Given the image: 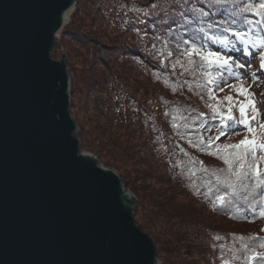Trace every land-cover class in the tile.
<instances>
[{
	"label": "trees",
	"instance_id": "16d2710c",
	"mask_svg": "<svg viewBox=\"0 0 264 264\" xmlns=\"http://www.w3.org/2000/svg\"><path fill=\"white\" fill-rule=\"evenodd\" d=\"M81 1L76 0L68 22L58 35L62 43L70 41L85 54L89 53L88 66L82 57L83 66L87 67L85 73L90 74L85 101L102 110L98 117L102 116L103 120L93 118L91 124L103 140L97 142L93 131L79 123L80 151L96 154L99 164L120 175L125 188L136 198L134 221L154 240L160 264H219L217 255L224 243L234 240V235L237 240V232H232L228 225L234 224L233 217L241 221L244 215L236 209H214L211 197L206 199L203 195L208 191L205 185L210 177L199 171V162L213 170L224 165L216 157L192 147L188 139L202 136L207 141L216 136L219 120L209 118V109L205 107L208 97L197 88L194 77L179 65L175 68L172 65L177 58L184 60L179 55L182 49L178 41L189 39L191 43L192 38L199 41L202 37L199 28L204 27L211 34L233 19L238 23L242 18L254 22L260 19L252 13L233 16L234 11L238 12L253 0H227L222 4H215L213 0H83L79 5ZM244 30L248 31L249 26L245 25ZM250 30L253 35L262 34V28L255 23ZM61 46L57 42L55 51ZM207 46L217 50L209 43ZM227 51L236 61L243 56L239 45ZM252 63L248 66L251 82L263 93L264 76L252 75L260 68V54L253 55ZM67 67L70 75L74 68L69 63ZM141 77L154 91L140 84ZM233 80L229 79L228 83L235 84ZM220 87L227 86L221 84ZM69 102L70 108L74 107ZM256 107L264 121V100L257 99ZM87 108L86 104L81 107L84 111ZM199 113L206 114L203 121L193 119ZM233 115H239L236 108ZM173 117H177L178 125L185 123L179 117L187 118L189 126L173 128ZM119 126L123 132L118 139ZM179 132L184 133V138ZM251 135L239 127L217 143L234 144L237 139ZM189 157L197 162L195 167L189 164ZM258 167L264 168V163ZM193 184L200 194H196ZM215 187L213 181V190ZM242 194H248L251 201L253 197L258 200L264 191ZM238 207L247 209V205L239 202ZM248 216L259 218L251 213ZM218 221L226 223L223 226ZM247 223L241 225L252 228L242 233L243 239H238L240 245L232 246L238 258L232 261L228 257L231 264H238L239 260L242 264L248 249L257 253L264 251L259 247L261 236L254 239L248 236L258 231L256 225ZM258 262L259 257L252 264Z\"/></svg>",
	"mask_w": 264,
	"mask_h": 264
},
{
	"label": "water",
	"instance_id": "95a60500",
	"mask_svg": "<svg viewBox=\"0 0 264 264\" xmlns=\"http://www.w3.org/2000/svg\"><path fill=\"white\" fill-rule=\"evenodd\" d=\"M76 0H0V264H160L120 175L79 148L67 58Z\"/></svg>",
	"mask_w": 264,
	"mask_h": 264
},
{
	"label": "snow or ice",
	"instance_id": "6c2138e0",
	"mask_svg": "<svg viewBox=\"0 0 264 264\" xmlns=\"http://www.w3.org/2000/svg\"><path fill=\"white\" fill-rule=\"evenodd\" d=\"M227 0H213L215 4L226 3ZM243 13H252L260 19L255 22L250 19L242 18L238 23L236 19L228 21L225 25L221 26L218 31H212L209 34L204 27L198 29L203 36L199 41L192 38L191 43L189 39H183L178 41V46L182 49L180 56L184 58L183 62L177 58L172 65L175 68L179 65L184 69V72L189 73L196 80L197 88L204 91L208 97V102L205 103V107L209 109V118L213 120H219V127L217 128V135L209 137L207 141L202 136H197L195 140L188 139V143L197 148L200 151L214 156L223 162L224 167L209 169L204 167L203 162H199V171L209 175V183L205 185L208 191L203 193L206 199H210L214 209L230 210L236 209L241 212L245 218L248 213L252 216L264 218V195H260L257 200L253 197L249 201L248 194L256 190L264 191V168H259L258 165L264 163V124L259 123V111L255 105L253 94L249 92L248 87H244L242 83L229 84V79L241 81V76L235 71V69L243 68V63L237 62L234 57L227 51L228 49H235L237 42L242 45L249 46L253 49H264V34L253 35L251 34L250 26L255 23L257 26L264 28V0H253L240 7L238 12L234 11L233 16H237ZM201 15H205L201 13ZM235 25L236 27H233ZM249 26V30L245 31L244 26ZM209 29L212 25L208 26ZM232 37V38H230ZM219 45L217 50H210L207 46L208 42ZM223 49V51H221ZM172 55L171 52L168 53ZM260 68L264 69V51H260ZM167 85V81L164 82ZM185 83H188L187 81ZM224 84L227 87L234 89L238 96H244L245 101H239L234 99L231 95H225L224 97L217 99L215 92L224 91ZM189 90H192V86L189 83ZM176 91V87L172 88ZM203 99V97H201ZM226 102V103H225ZM236 108L239 112L238 116L233 115V109ZM250 109V111H249ZM205 113H199L198 117L193 119H200L203 121ZM184 119L183 125L175 123L177 117H173V128L179 129L181 127H188L187 118ZM251 122H257L259 131L252 126ZM203 127V122H201ZM243 127L248 133H251V139L245 136L244 139L238 143H217L222 137L227 138L231 132L237 128ZM181 138H184V133L179 132ZM181 151H183L181 149ZM259 151L260 155H257ZM187 156V153H184ZM189 164L195 167L196 161L189 157ZM192 175H195L194 171L189 169ZM215 183V190L212 188V183ZM195 188L196 194H200L199 189ZM239 204L247 205L245 211L244 208L238 207ZM236 218V217H233ZM264 231V229H261ZM219 239V237H216ZM243 239V238H237ZM254 239V238H250ZM259 247L264 249V239L260 240ZM259 257L258 264H264V251L256 252L255 250L248 249L243 256L242 264H252L254 260ZM238 258L234 255L233 259ZM222 264H231L227 259L222 261Z\"/></svg>",
	"mask_w": 264,
	"mask_h": 264
},
{
	"label": "rangeland",
	"instance_id": "374dc122",
	"mask_svg": "<svg viewBox=\"0 0 264 264\" xmlns=\"http://www.w3.org/2000/svg\"><path fill=\"white\" fill-rule=\"evenodd\" d=\"M82 2H83V0L79 3V5H81ZM88 13H90V12H88ZM56 37H57L58 44H62V46L56 48V51H54L55 53L52 55V60L59 61L60 57L63 53L67 58V63L71 64V66H73V68H74L73 72L70 73V75H69L68 70H67V72H68V76H69V80H70V88L73 90L72 92H69V100L72 102V104H74V107L70 108V115L73 117V119H74V121L78 127V138H79V134H80V128H79L80 124L79 123H81L86 130L93 131L92 136H93V138H98L97 142L99 140H103L102 137H100V135L96 132L98 129L93 130V126L91 124L93 118L98 119L100 122L103 120L102 116H101V118L98 117V114L102 115V110H99V108L96 109L94 105L93 106L90 105L89 104L90 101H85V95H86L85 87L88 83V80H89L88 77L90 76V74L85 73V70L87 69V67L85 68L83 66L82 57L84 59V63L88 66L89 62L86 61V58L87 59L89 58V53L85 54V52L82 49H78V48L74 47V45L70 44V41H65L64 43H62L60 41L61 39L59 38L58 34ZM72 50H75V51H72ZM257 54H260V51H258ZM253 55L254 54L252 52H248V51L243 50V56L240 59H238L237 62L243 63L245 65V67L235 69V71L241 76L242 80L239 82L236 80H233V81L235 82V84L242 83L243 86L246 88L248 87V85H252V87L249 88L248 90H249V92H251L253 94V97H250V98L254 99V102L256 105L257 99L264 100V92L261 93L259 88L256 89L254 87V83H252L253 79L250 78V74L248 73V66H250V65L252 66V64H253L252 63ZM252 75H254V76L260 75L263 77L264 76V69L260 70V68H256V72ZM141 79H142L141 83L139 81H138V83L145 84L146 87H150L151 92L154 91L153 87L148 85L145 82V78L141 77ZM132 82H134V81L132 80ZM230 84H234V83H230ZM217 93H218L216 95L217 99H220V98L224 97L225 95H231L234 99H237L239 101H245L244 96H238L237 92L230 87H226V88H224V91H222V92L218 91ZM138 99H140V98H138ZM85 104L88 105V108L86 109V111L81 109V107H84ZM151 109L153 110V108H151ZM73 111H77V113L71 114V112H73ZM258 111H259V109H258ZM259 119H261V117H259ZM78 124H79V126H78ZM260 124H264V121L262 119L260 120ZM253 127H255L257 129V131H259V127H258L257 122H254ZM119 128H120V126L118 127V129L116 131L117 134L119 135L118 139L122 135L121 133L123 132V131H120V130H122V128L121 129H119ZM105 138L107 139V136H105ZM244 138L245 137H243L242 139H244ZM242 139H237V141H235L234 144L238 143ZM249 139H251V137ZM79 144H80V139H79ZM83 152H86V151H83ZM88 153H90V152H88ZM91 154L96 156V154H94V153H91ZM231 221H233L234 224H229L228 226L232 227V232H237V234H236L237 238H239V237L242 238L244 236V234H242V233L246 232L248 229L252 228V227H244L241 225L242 223L248 222L250 226H252L251 224L256 225V229H258L257 232L249 233L248 236L250 238H257L258 236H261L262 239H264V231H261V229H264V218L251 219L248 216L247 218H245V217L242 218L241 221L240 220L237 221L235 218H234V220L232 219ZM218 223L224 226L226 222L225 221H218ZM135 224L138 226V224L136 222H135ZM258 226H259V228H258ZM142 232L145 233L144 231H142ZM145 234H147V233H145ZM153 242H154V240H153ZM237 245H240V243L238 242V239L235 240V235H234V240L227 241L224 243L223 248L221 249V251H219V254L217 255V257L220 260L219 264H222V261L225 259L228 260V257L230 258V260L235 261V259H233V257H234V255L235 256H238V255H236L232 251V248H233L232 246H237ZM155 246H156V244H155ZM233 250H234V248H233ZM238 264H241L240 260L238 261Z\"/></svg>",
	"mask_w": 264,
	"mask_h": 264
}]
</instances>
